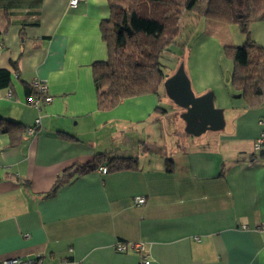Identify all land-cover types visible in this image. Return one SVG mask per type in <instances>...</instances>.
<instances>
[{"label":"crops","instance_id":"crops-1","mask_svg":"<svg viewBox=\"0 0 264 264\" xmlns=\"http://www.w3.org/2000/svg\"><path fill=\"white\" fill-rule=\"evenodd\" d=\"M68 2L0 0V69L12 80L11 98L0 89V118L23 128L39 120L33 136L0 131V261L264 264V144L253 148L264 102L249 108L228 88L240 103L222 106L224 128L201 141H179L176 122L164 138L165 120L182 112L165 91L99 111L91 66L107 58L99 30L107 1ZM249 31L264 49V22ZM35 80L52 97L39 109L27 102ZM99 155L97 167L50 195L60 175ZM108 158L132 162L102 174ZM119 242L142 243L145 253H119Z\"/></svg>","mask_w":264,"mask_h":264},{"label":"trees","instance_id":"trees-1","mask_svg":"<svg viewBox=\"0 0 264 264\" xmlns=\"http://www.w3.org/2000/svg\"><path fill=\"white\" fill-rule=\"evenodd\" d=\"M108 18L99 25L107 58L92 64L93 84L99 111L115 109L122 101L157 95L166 77L160 63L178 36V21L183 12L195 13L222 24L238 25L248 35L241 47H225L232 62L231 85L249 108L264 102V49L250 38L251 23L264 22V0H106ZM8 70L0 69V89L11 87ZM29 98L40 97L30 85ZM27 128L0 118V131L13 133ZM95 164L74 167L60 175L50 193H55L75 175L93 170L105 160L99 155ZM103 158V159H101ZM132 159L108 158V170L128 169Z\"/></svg>","mask_w":264,"mask_h":264},{"label":"rangeland","instance_id":"rangeland-1","mask_svg":"<svg viewBox=\"0 0 264 264\" xmlns=\"http://www.w3.org/2000/svg\"><path fill=\"white\" fill-rule=\"evenodd\" d=\"M256 23L258 22L250 25ZM178 31L173 45L161 55L160 63L163 65L162 70L165 77L174 75L182 63L194 94L203 89L207 90L206 92H213L215 98L220 97V101L216 102L215 99L214 107L221 110H223L222 106L240 103V99H230L226 95L228 88L233 90L230 80L233 66L224 49L225 47H241L247 42L248 35L243 33L236 24H222L216 20L186 12L180 15ZM164 82L161 89L162 94L164 93ZM176 109L179 108L176 107ZM173 122L178 123L177 131L181 134L176 137L178 140L201 141L206 137L217 138L219 135V132L208 131L200 137L188 136L184 133L183 121L170 118L164 122L162 131L164 138L172 133L169 124ZM171 138L174 141L173 135Z\"/></svg>","mask_w":264,"mask_h":264},{"label":"water","instance_id":"water-1","mask_svg":"<svg viewBox=\"0 0 264 264\" xmlns=\"http://www.w3.org/2000/svg\"><path fill=\"white\" fill-rule=\"evenodd\" d=\"M163 89L167 98L182 110L179 119L184 123L186 135L200 137L224 128L223 112L214 108L212 92L196 97L182 63L174 75L165 79Z\"/></svg>","mask_w":264,"mask_h":264},{"label":"built area","instance_id":"built-area-1","mask_svg":"<svg viewBox=\"0 0 264 264\" xmlns=\"http://www.w3.org/2000/svg\"><path fill=\"white\" fill-rule=\"evenodd\" d=\"M79 3V0H69L68 6L70 8H76ZM30 86L38 93L40 94V97L35 98H29L28 104L33 106L36 109H39L42 105H47L52 102V97L48 95V88L47 84L44 81L35 80L33 81ZM5 96L7 98L12 97V91L7 88L5 90ZM35 126L29 127L26 130V134L28 136H33L36 133L35 127L39 125V120L35 122ZM264 144V133H261L259 137L255 140L253 148L255 151H259L261 147ZM99 171L102 174H105L107 172L106 167L99 168ZM145 203V199L143 197H135L134 204L139 206L143 205ZM261 230L264 231V224L261 226ZM242 229H246V227H242ZM115 251L119 253H124L127 251H132L137 254H144L145 253V246L142 243H117L115 245ZM0 264H45L44 257L41 255L35 256L33 259H22L20 257H13L9 258L3 261H0ZM143 264H150V261L144 259Z\"/></svg>","mask_w":264,"mask_h":264}]
</instances>
